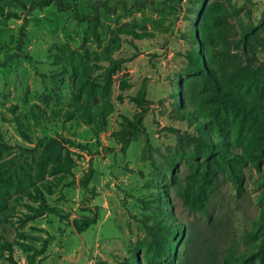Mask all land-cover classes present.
Segmentation results:
<instances>
[{"label":"rangeland","instance_id":"obj_1","mask_svg":"<svg viewBox=\"0 0 264 264\" xmlns=\"http://www.w3.org/2000/svg\"><path fill=\"white\" fill-rule=\"evenodd\" d=\"M20 1L23 6L0 0L5 13L19 15L0 17V139L5 145L0 165L1 170L15 166L19 177L13 181L22 186L0 191V264L10 259L28 264L30 256L33 264H146L149 232L160 211L164 222L174 220L185 236L175 242L178 255L161 264H219L230 240L240 252L256 250L263 237L256 222L264 214V158L239 163L222 158L218 150L211 157L203 149L195 151L186 134L193 129L176 120L171 98L182 79L188 90L208 99L207 116L219 108L234 153L253 139L256 126L235 110L233 98L248 102L264 128V0H203L197 9L196 0H76L82 14L96 18L79 27L67 25L69 12H60L54 2L27 16L38 0ZM24 17L29 21L28 52L43 57L38 66L49 93L34 65L16 55ZM200 26L210 30L206 47L200 48L204 70L187 73L182 56L190 47L186 33ZM217 49L237 54L256 74L237 82L219 70L214 75L210 62L217 60ZM77 50L90 62L118 63L107 94L94 103L86 101L66 65ZM56 59L68 71L52 73L60 67ZM143 83L146 102L139 105L132 98ZM74 102L104 105L110 110L106 127L96 134L77 116L68 120ZM14 114L33 143L21 137ZM125 119L141 125L126 146L114 135L125 128ZM42 138L59 143L70 173L51 174V165L37 171L41 149L35 143ZM89 168L93 176L83 189L80 180ZM187 187L205 204L206 214L184 206L179 189ZM41 197L54 211L33 218ZM95 212L97 223L76 233L70 222ZM248 264H264V258Z\"/></svg>","mask_w":264,"mask_h":264},{"label":"trees","instance_id":"obj_2","mask_svg":"<svg viewBox=\"0 0 264 264\" xmlns=\"http://www.w3.org/2000/svg\"><path fill=\"white\" fill-rule=\"evenodd\" d=\"M18 3H21L20 0H14ZM52 2L55 3L56 7L60 12H69L66 17L67 25H86L88 19L91 17L86 16L81 13L80 5L78 6L76 0H38L32 2L28 8L27 16H31L35 9H40L45 6L50 5ZM22 4V3H21ZM124 8H126V2H123ZM23 6V4H22ZM203 0H196V9L203 7ZM0 17L1 18H18L17 13H5L4 8L0 4ZM91 20H96V18H91ZM192 24H196L195 22ZM29 21L27 17L22 18V23L18 29V38L16 40V55H20L23 59L27 60L32 67L35 75L39 78L43 90L45 93L51 92L49 90L46 80L45 73L39 65L43 60L41 55L34 56L29 54ZM210 30L204 29L200 26L197 30L194 27L191 30H188L186 37L190 42V47L182 53V56L186 60V72H201L204 70V64L202 60L201 45L206 47L210 35ZM246 33L243 35L244 39L246 38ZM83 44L81 48H83ZM79 48V47H78ZM87 51V50H86ZM217 60L215 63L210 62V68L214 71L219 70L221 75L224 78H227L231 82H237L243 80L249 74H256V69L250 68L249 65H244L242 59L237 54H231L227 49H217ZM52 57H56L53 55ZM55 63L60 65L52 73H59L62 70L68 71L64 66L65 63L59 60H54ZM66 65L72 68V71L77 77V84L81 89L82 93L86 96V101L88 103H94L98 96H104L107 94L111 78L115 72L117 62L111 63L109 66H103L94 62H90L89 59H86L83 54H80L79 50L74 52L70 57V62H66ZM125 81L122 82V85H125ZM127 86V83H126ZM125 86V87H126ZM124 88V87H123ZM146 85L143 83L139 88L137 95L132 98L137 104L146 102ZM172 102L177 108L176 117L178 121L185 123L189 128L193 130L186 131L189 142L194 145L195 151L203 149L206 157H211L215 150H218L222 155V158L229 159V157L235 158L239 163H246L247 160H251L254 163L264 158V128H261V118L259 115L252 114L251 106L248 102H240L238 98H233L231 101L235 110L242 111L244 114V119L249 120L250 124L256 126V131L253 139L241 144L242 150L240 153H234L233 146H230L231 137L223 122L226 118L220 112L219 108H214L211 114V117L207 116V106L208 99L198 94L195 90L187 88L185 80L176 81V89L172 94ZM180 100V102H179ZM72 111L67 112V119H73L78 117L83 123L93 128V131L98 134L102 131L107 124V117L110 114L104 105L95 104L90 106L89 104H84L82 102H74L72 105ZM145 112V109L143 110ZM15 113V112H14ZM14 122L16 123L17 129L21 137L28 143H33L31 137L27 134L22 121L20 120L17 114H14ZM125 128L120 132L114 134L118 137V141L123 143L124 146L129 142V138L135 136L140 132L141 125L133 123L128 119L124 120ZM37 149H41L37 162V171H43L47 165H51V174L70 173L69 162L61 160V147L59 143L56 142L53 138H42L35 143ZM215 146L217 147L215 149ZM5 145L0 139V155L3 152ZM19 177L16 173L15 166H9L5 170H1L0 165V191L3 188L7 187H22L20 183H14L13 176ZM93 176L92 168H89L86 175L80 180V186L83 189H87L88 183L91 181ZM240 183V178H238L236 185ZM17 185V186H14ZM49 188V186H46ZM158 192L161 190H157ZM179 195L182 199L184 206L189 208L191 211L207 213L205 204L200 200L194 198L193 192L190 187L180 188ZM40 208L33 209L34 214L33 218L42 216L46 213H51L54 211V208H50L46 205L41 197ZM167 215L170 219L173 216V212H167ZM263 217L261 222L257 226H260V232L263 234L262 239L260 240L257 249H246L239 251L237 244L233 241H228L225 246L222 248V253L218 259L219 264H248L249 261L258 257L264 258V214H261ZM98 213L95 212L92 215H83L79 218L73 219L70 224L76 233L81 234L86 231L89 227L95 225L98 221ZM65 221L68 222V218H65ZM173 220L170 222H164V219L161 215L156 219V223L153 226V230L149 232L150 239L147 244L146 252L143 256L146 264H161L165 261L171 260L172 257H176L177 248L175 247V242L183 239L184 231L179 229L178 225L174 223ZM177 227H175V225ZM190 237L188 233L187 238ZM252 237L251 231L247 232L245 235V241L248 242ZM28 264H33V256L28 258ZM137 261H134L131 264H136ZM10 264H18L13 259H10Z\"/></svg>","mask_w":264,"mask_h":264}]
</instances>
